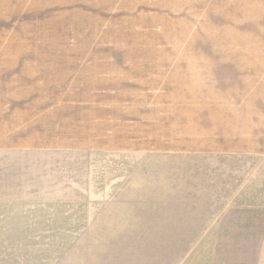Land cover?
I'll return each mask as SVG.
<instances>
[{
    "label": "rangeland",
    "instance_id": "1",
    "mask_svg": "<svg viewBox=\"0 0 264 264\" xmlns=\"http://www.w3.org/2000/svg\"><path fill=\"white\" fill-rule=\"evenodd\" d=\"M0 264H264V0H0Z\"/></svg>",
    "mask_w": 264,
    "mask_h": 264
},
{
    "label": "crops",
    "instance_id": "2",
    "mask_svg": "<svg viewBox=\"0 0 264 264\" xmlns=\"http://www.w3.org/2000/svg\"><path fill=\"white\" fill-rule=\"evenodd\" d=\"M116 0H109V10L113 9V3H115Z\"/></svg>",
    "mask_w": 264,
    "mask_h": 264
}]
</instances>
